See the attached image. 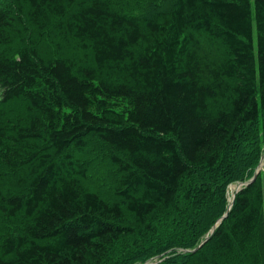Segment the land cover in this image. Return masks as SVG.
Listing matches in <instances>:
<instances>
[{
    "label": "trees",
    "instance_id": "16d2710c",
    "mask_svg": "<svg viewBox=\"0 0 264 264\" xmlns=\"http://www.w3.org/2000/svg\"><path fill=\"white\" fill-rule=\"evenodd\" d=\"M151 259L264 264V0H0V264Z\"/></svg>",
    "mask_w": 264,
    "mask_h": 264
},
{
    "label": "rangeland",
    "instance_id": "374dc122",
    "mask_svg": "<svg viewBox=\"0 0 264 264\" xmlns=\"http://www.w3.org/2000/svg\"><path fill=\"white\" fill-rule=\"evenodd\" d=\"M90 149L91 150H88V154H85L86 156H88L90 161H92V165L90 171L88 172V178L86 179V182L88 184L90 183L94 185L97 188L106 184L105 181L108 180V175H109V165L106 164L105 156L100 150H97L95 146H93V148ZM103 175L107 176L106 180L105 179L102 180ZM102 181H104V183H102ZM99 183L102 184L100 185ZM239 186L240 185L238 184V182L230 183L228 186V192H227L228 195L231 197L232 193Z\"/></svg>",
    "mask_w": 264,
    "mask_h": 264
},
{
    "label": "water",
    "instance_id": "95a60500",
    "mask_svg": "<svg viewBox=\"0 0 264 264\" xmlns=\"http://www.w3.org/2000/svg\"><path fill=\"white\" fill-rule=\"evenodd\" d=\"M261 164H259L257 167H256V169H255V171H254V173H253V175L249 178V179H247V180H245V181H238V184L239 185H241V184H246V183H249L250 181H252L254 178H255V176H256V174H257V172L259 171V169H260V166ZM240 187V186H239ZM239 187L238 188H236L235 189V191H237L238 189H239ZM234 191V192H235ZM233 197H234V193H233V196H232V198H231V201H230V204L232 203V201H233ZM229 204V205H230ZM227 214V211L222 215V217L223 216H225ZM222 219V218H221ZM220 219V220H221ZM215 227V225L212 227V229H211V231L213 230V228ZM207 237H208V235H206L201 241H200V243L197 245V246H195L194 248H192V249H190L191 251H194V250H196L206 239H207ZM187 249V248H186ZM150 263H152V262H150ZM149 263V264H150Z\"/></svg>",
    "mask_w": 264,
    "mask_h": 264
}]
</instances>
